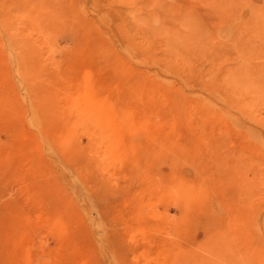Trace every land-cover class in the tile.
Masks as SVG:
<instances>
[{
	"label": "rangeland",
	"instance_id": "1",
	"mask_svg": "<svg viewBox=\"0 0 264 264\" xmlns=\"http://www.w3.org/2000/svg\"><path fill=\"white\" fill-rule=\"evenodd\" d=\"M0 264H264V0H0Z\"/></svg>",
	"mask_w": 264,
	"mask_h": 264
}]
</instances>
